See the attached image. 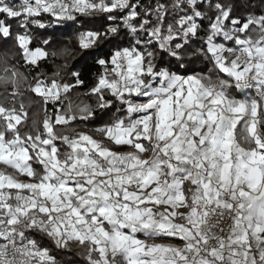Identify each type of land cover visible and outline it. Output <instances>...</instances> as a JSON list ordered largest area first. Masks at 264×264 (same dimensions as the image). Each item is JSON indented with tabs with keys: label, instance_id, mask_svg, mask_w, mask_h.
Returning <instances> with one entry per match:
<instances>
[{
	"label": "snow or ice",
	"instance_id": "6c2138e0",
	"mask_svg": "<svg viewBox=\"0 0 264 264\" xmlns=\"http://www.w3.org/2000/svg\"><path fill=\"white\" fill-rule=\"evenodd\" d=\"M0 264H264V0H0Z\"/></svg>",
	"mask_w": 264,
	"mask_h": 264
},
{
	"label": "trees",
	"instance_id": "16d2710c",
	"mask_svg": "<svg viewBox=\"0 0 264 264\" xmlns=\"http://www.w3.org/2000/svg\"><path fill=\"white\" fill-rule=\"evenodd\" d=\"M73 42H74V38H73ZM77 251H79L77 248H73V253H75ZM68 258H70V257H65V259H68Z\"/></svg>",
	"mask_w": 264,
	"mask_h": 264
},
{
	"label": "crops",
	"instance_id": "0c3cea01",
	"mask_svg": "<svg viewBox=\"0 0 264 264\" xmlns=\"http://www.w3.org/2000/svg\"><path fill=\"white\" fill-rule=\"evenodd\" d=\"M141 238H143V237H141ZM168 241H165V243H167Z\"/></svg>",
	"mask_w": 264,
	"mask_h": 264
}]
</instances>
